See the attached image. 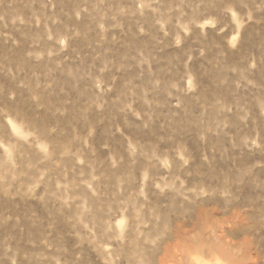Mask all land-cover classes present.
<instances>
[{
	"label": "rangeland",
	"instance_id": "374dc122",
	"mask_svg": "<svg viewBox=\"0 0 264 264\" xmlns=\"http://www.w3.org/2000/svg\"><path fill=\"white\" fill-rule=\"evenodd\" d=\"M0 264H264V0H0Z\"/></svg>",
	"mask_w": 264,
	"mask_h": 264
}]
</instances>
